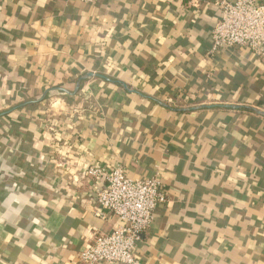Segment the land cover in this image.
I'll return each mask as SVG.
<instances>
[{
  "label": "crops",
  "instance_id": "1",
  "mask_svg": "<svg viewBox=\"0 0 264 264\" xmlns=\"http://www.w3.org/2000/svg\"><path fill=\"white\" fill-rule=\"evenodd\" d=\"M212 1L0 0V172L34 194L0 175V264H82L118 220L95 217L90 165L164 186L141 264H264V59L209 55Z\"/></svg>",
  "mask_w": 264,
  "mask_h": 264
},
{
  "label": "built area",
  "instance_id": "2",
  "mask_svg": "<svg viewBox=\"0 0 264 264\" xmlns=\"http://www.w3.org/2000/svg\"><path fill=\"white\" fill-rule=\"evenodd\" d=\"M197 3L198 0H191L193 6H197ZM211 5L219 9L220 17L212 31L209 55L214 56L222 49L239 47L264 59V1L213 0ZM85 111L74 108L70 114L81 118ZM67 161V153L59 151L58 167L65 168ZM84 176L87 180L106 182L105 188L97 194L99 208L94 213L95 217L106 220L112 215L118 220L111 232H94L89 237L78 252L81 263L141 264L135 256L137 245L153 224L157 209L168 201L164 186L156 177L129 178L121 167L108 170L90 165L85 169Z\"/></svg>",
  "mask_w": 264,
  "mask_h": 264
},
{
  "label": "trees",
  "instance_id": "3",
  "mask_svg": "<svg viewBox=\"0 0 264 264\" xmlns=\"http://www.w3.org/2000/svg\"><path fill=\"white\" fill-rule=\"evenodd\" d=\"M258 104L263 105L262 100L258 101ZM88 120H91V118H89ZM2 127H3V129H2L3 130V140L5 142H7V141H12V142L14 141L15 143L18 142L19 139H17L18 136H17V129L16 128H13L12 126H10V123H9V125L7 123V125L2 126ZM8 162H9V166H8L9 168L7 169L6 167L5 168L2 167L1 172H0V175H5L6 172L9 173L8 179L11 183L8 184V188H9L8 191H11V193H12V191L13 192H16V191L21 192L23 190L24 193L28 194V196H34V194L31 193V191H28L27 189H24V188L21 189L20 186L16 185V183H15L16 178L19 176H22L24 172L21 168L20 169L16 168L17 164L14 160L8 159ZM43 171H44V168L37 170V172H35L32 175L33 178L35 180H39L40 175L43 173ZM21 173H22V175H21ZM50 187H51L52 191L56 190V186L54 184H52Z\"/></svg>",
  "mask_w": 264,
  "mask_h": 264
},
{
  "label": "water",
  "instance_id": "4",
  "mask_svg": "<svg viewBox=\"0 0 264 264\" xmlns=\"http://www.w3.org/2000/svg\"><path fill=\"white\" fill-rule=\"evenodd\" d=\"M91 77H92V74H87V75H85L84 77L80 78L79 81L77 82V85H76L75 90H74L73 93H69V92H67V91H65V90H63V89H60V88H58V89H53L52 91H63L64 93H66V94H68V95L76 96L77 93H78L79 90H80L81 83H82L83 81H85V80L91 78ZM47 93H48V92H47ZM47 93H45L44 96H46ZM44 98H45V97H44ZM254 111H255L258 115L264 116V111H258V110H256V109H254Z\"/></svg>",
  "mask_w": 264,
  "mask_h": 264
}]
</instances>
